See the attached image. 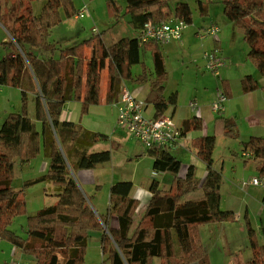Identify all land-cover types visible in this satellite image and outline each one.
I'll return each mask as SVG.
<instances>
[{
	"label": "trees",
	"instance_id": "16d2710c",
	"mask_svg": "<svg viewBox=\"0 0 264 264\" xmlns=\"http://www.w3.org/2000/svg\"><path fill=\"white\" fill-rule=\"evenodd\" d=\"M108 1L115 24L125 14L138 33L147 22L159 24L172 19L188 25L193 22L188 0H125L124 14L117 0ZM220 1L225 19L243 31V39L249 46L248 59L264 77V0ZM32 2L16 0L15 16L10 25L4 24L17 53L0 61V84L22 90V110L9 113L0 125V238L37 256L36 264H85V250L93 231L101 232L103 255L111 264H150L153 258H161L162 264H209L197 226L235 218L234 212L221 209V173L213 169L212 158L215 135L192 141L196 156L206 164L207 175L203 180L196 178L194 166L189 167L185 177H179L182 161L170 149L149 148L148 154L154 159L153 171L171 174V188L162 191L159 182L153 180L148 206L134 228L140 201L130 196L133 184L129 181L113 184L109 213L117 216L119 223L114 229L105 216L98 215L91 207L90 198L83 193L73 173L76 169H94L110 161L109 150L90 152L92 146L107 136L61 121L65 104L79 99L83 83L82 113L86 114L99 103L101 72L105 67L108 68V103L117 101L122 85L130 81L147 85L146 102L153 106L155 118L166 115L170 108H175L177 97L165 95L168 73L161 45L154 41L142 43L137 36L107 46L97 37L62 49L56 56L51 31L62 22V10L67 18L76 15L73 1L47 0L39 15L34 14ZM2 3L0 0V7ZM88 48L91 55L84 66ZM142 51L151 53L153 68L142 61ZM137 65L140 72L135 74L133 67ZM259 88L253 75L242 78L244 94ZM31 94L35 102L33 116L29 115L27 106ZM222 120L223 136L236 138L235 123ZM202 129L203 122L196 116L184 120L180 126L182 135ZM242 145L243 152L250 153L257 162L258 174L264 180V137L251 136ZM41 153L47 160V171L26 185L52 183L58 201L28 217L27 237L22 238L10 227L15 216L26 213L24 190L14 189L12 183L17 166ZM58 228L62 231L60 237ZM248 231L254 256L247 264H264V244L258 243L253 229ZM37 244L42 252L36 250ZM55 250H60V256Z\"/></svg>",
	"mask_w": 264,
	"mask_h": 264
},
{
	"label": "rangeland",
	"instance_id": "374dc122",
	"mask_svg": "<svg viewBox=\"0 0 264 264\" xmlns=\"http://www.w3.org/2000/svg\"><path fill=\"white\" fill-rule=\"evenodd\" d=\"M46 1L47 0H33L32 6L34 8L35 15H39L41 13L40 9L42 5L44 6ZM72 1L76 15L72 18H67L65 16V12L62 10V22L51 31V40L57 47V51L55 53L56 56L62 49L73 47L76 44L84 43V41L93 38L98 39L97 37H100L107 46H111L123 38L139 36L140 31L139 33L138 31H134L129 23V17L124 14L126 6L125 0H117L118 5L122 8V14H124V16L120 18L119 23L116 24L113 19V11L108 0ZM202 1H204V4L206 5L205 9L203 7V3H199L197 0H188L193 11V22L188 25L182 39L173 41L167 45L160 44V51L163 55L164 66L166 72L168 73V81L165 84V95L166 97H169L172 94H176L178 108L189 107L190 102L194 100H198L201 105H210V103H213V101L216 100L221 92H224L223 67L221 68V77L216 76L213 72L207 71L205 67L206 51L218 49L215 45L216 43L212 40V37L208 36L207 38L210 37L208 40L207 38L202 40L198 37V34L204 33L211 26L219 25L218 27L225 28L222 36L226 39L231 36L234 29H232V25H230L225 19L223 12L224 7L220 0ZM84 5H87L90 17H77L78 11L81 10ZM243 40L244 39L239 37L237 43L233 45L229 39L223 44L222 48L226 54L232 52V54L235 55L237 51L246 47V43ZM210 45L211 48H209ZM86 51H88V49ZM218 52L220 54L219 49ZM141 59L150 68H153L154 60L151 53L148 51H142ZM249 63H251V61H249ZM85 65L86 62H84V66ZM233 70V75H236V69ZM244 71L243 67H241L238 70L237 75L244 76ZM133 72L135 74L140 72V66H134ZM229 77H232V75L229 74ZM125 83L128 88H131L134 85V83L130 81H126ZM240 91L239 94L243 95L242 89H240ZM144 100L146 101V99ZM147 107L148 105L146 106V109ZM189 109L191 108L189 107ZM149 111L153 112V108L151 106ZM169 116L173 118V115ZM196 117L198 116L196 115ZM213 118L211 135H215L216 144L212 158L213 169L221 173V209L224 211L234 212L235 218L227 222H215L199 225L197 226V233L202 250L208 256L209 264H247L254 256L249 241L248 229H253L256 233L258 243L262 245L264 244V180L258 174L257 162L252 160V156L247 157L245 155L248 152H243L242 141L250 137L245 134L246 131L243 127V123L241 124V132L238 133L236 138H227L221 135L217 129L216 122L221 120V117L214 114ZM243 121L244 119H242V122ZM1 123L2 122H0V124ZM178 128L180 129V127ZM182 137L183 135L181 138ZM137 142L138 140L136 141L132 136L131 144H136ZM171 147H168L167 149H170ZM114 149L118 151L115 161L117 168L116 172L121 174L130 167L122 165V150H120L117 146H115ZM188 154L189 152H184V155L188 156ZM39 156L45 159L43 153H41L37 157L32 158L28 163L17 166L12 183L14 189L24 190L26 213L15 216L10 227L15 234L21 236L22 238L27 237L28 217L37 214L45 207L56 204L58 201V198L52 195L54 193V185L52 183L40 182L29 186L26 185L31 178L39 176L37 173V168L40 164V159L38 158ZM181 156L183 157V154H181ZM248 158L251 159L249 160ZM146 164L147 162L144 163V166ZM154 173H157L154 177L155 179H160L159 181H161L162 188L166 187L169 183L170 176L173 178V176L169 173H166L168 175L167 177H161L158 172ZM254 178L260 180L262 185L254 186L249 184V182H251ZM243 182H247L248 184L244 186ZM81 189L86 197L90 198L89 203L96 212L93 192L89 190V188L81 187ZM97 195L98 198L105 197L104 194ZM108 203H110V196L108 197ZM105 204H107V202H105ZM97 214L101 216L102 213ZM142 215L143 212L139 209V213L135 215L136 223ZM61 233V229L58 228L57 235L59 237ZM15 249L17 250L16 253H14ZM36 250L38 252H42L39 244L36 245ZM55 253L60 256V250H55ZM9 261H23L28 264H36L38 259L37 256L29 255L14 247L9 241L0 238V264H5ZM84 262L85 264H111V262L107 259V256L105 257L103 255L102 241L100 242L96 239H89L85 250ZM150 264H162V259L153 258L150 260Z\"/></svg>",
	"mask_w": 264,
	"mask_h": 264
},
{
	"label": "crops",
	"instance_id": "0c3cea01",
	"mask_svg": "<svg viewBox=\"0 0 264 264\" xmlns=\"http://www.w3.org/2000/svg\"><path fill=\"white\" fill-rule=\"evenodd\" d=\"M199 1L203 3V7L205 9L206 5L204 4V1ZM42 8L43 5L40 9L41 11ZM32 9L34 12L33 6ZM15 12L16 0H3V3L0 7V18L3 21H0V43H5V45H0V61L13 57L17 53V47L12 43V38L4 25L11 24V21L15 16ZM228 23L232 25V29H234L229 38H223L222 34L225 31V28L223 27H219V41L216 42V40L212 38V40L216 43V47L220 51L221 58H223L226 62L223 66V90L228 96V101L225 105V111L222 114H217L212 111V103H210V105L200 104L203 129L200 131H191L186 133L175 145L170 148V152L182 161V166L179 172L180 177L186 176L190 166L195 167L196 178H198L199 180H203L206 177V164L196 156L195 151L192 148V141L196 138L212 134L211 130L213 128L214 114H216V116L219 115L222 119H229L230 121L234 122L237 127L238 133L241 132V124L243 123V127L246 131L245 134L247 136L264 137V77L259 76L260 74L253 62L249 63V46L247 44L244 49H240L235 53V55H233L232 52L229 54H226L224 52L222 46L225 42H227V40L230 39L234 45L239 40V37L243 39V31L240 28H236L232 23ZM209 38H207V40ZM209 48H211V45ZM88 51H85L84 55V62L86 63L91 55V50L89 48ZM241 67H243V69L245 70L244 76L249 74L256 77L260 86L258 90H255L248 94H239V91L241 89V80L244 77L243 75H237V72ZM233 69H236V75H233ZM101 74L102 76L99 103L90 107L86 114L82 113V103L84 100L83 83L82 92L79 99L69 101L65 104L61 115V121L72 122L76 125H81L89 131L107 136L105 140L99 141L94 146H92L90 148V152L109 150L111 152L110 161L106 162L105 164L98 165L94 169H76L75 171L77 172L73 173L80 187L89 188V190L93 192L96 212L99 214L102 213L101 215H104L107 218L110 227L117 229L119 227L117 216L109 213V187L120 181L132 182L133 186L130 191V196L140 201V205L138 207V210L136 211V214L139 213L140 209V211H142L144 215L151 198L150 186L155 179L153 171L154 159L148 154V149L145 148V146H143V144H141L139 141L138 142L140 144L138 142L136 144H131V134L128 132V130L118 125V109L116 106L118 100L113 103H108L106 98L108 90V68L105 67V69L102 70ZM229 74H231L232 77H229ZM123 90L135 92L138 97L146 99L149 88L147 87V85H140L137 83H134L131 88H128L126 86V83H124L122 85V91ZM147 105L148 107L146 109L145 115L151 118L154 116L155 111L152 105ZM27 106L29 115L33 116L35 111V102L32 94L28 97ZM150 106L153 108V112L149 111ZM21 110L22 90L20 88L0 84V122H2L1 120H4L9 113L19 112ZM169 115H173L177 126L180 127L184 120L195 117L196 112L189 109L188 106L184 108H178L176 103L175 108H170L166 113V116ZM222 119L216 122L217 129L221 135H223ZM242 119H244L243 122ZM37 127L38 129L41 128L40 123H37ZM247 140L248 139L242 142H245ZM115 146L122 150V165L130 167L123 171L121 174H118L116 172L117 168L115 161L118 151L114 149ZM186 151L189 152L188 156L184 155V152ZM181 154H183V157L181 156ZM38 158L40 159V164L37 168V173L39 174V176H41L47 171L48 163L43 157L39 156ZM143 162H147V164L144 166ZM160 176L167 177L168 175L166 173H160ZM35 178L37 177L31 178V180H34ZM169 179V183L164 188L161 187L162 184L161 181H159L160 179H155L159 182L160 190L168 191L171 188V182L173 178L170 176ZM97 194H104L105 197L98 198ZM52 195L54 196V193ZM105 202H107V204H105ZM142 217L140 219L138 217L139 221H137V223L140 222ZM135 223L136 220L134 217V228L137 225V223ZM89 239H96L101 242L102 234L100 232H91ZM16 252L17 250L15 249L14 253Z\"/></svg>",
	"mask_w": 264,
	"mask_h": 264
},
{
	"label": "built area",
	"instance_id": "2783aa9c",
	"mask_svg": "<svg viewBox=\"0 0 264 264\" xmlns=\"http://www.w3.org/2000/svg\"><path fill=\"white\" fill-rule=\"evenodd\" d=\"M77 17H90V12L87 5H84L78 11ZM188 24L179 19H173L168 22L154 24L147 22L144 24L139 33L140 42L154 41L161 45H167L173 41L181 40L184 32L187 30ZM220 28L218 26L209 27L204 33H199L198 37L202 40L208 36L214 40L219 41ZM206 70L213 72L216 76L221 77V68L225 62L221 58L218 49L213 51H206L205 54ZM228 97L224 92H221L216 100L212 103V111L214 113H223ZM146 101L135 92L124 90L117 102L118 109V125L128 130V132L146 148L159 146L168 148L176 144L181 138V130L176 125L174 119L170 116H163L160 118L147 117ZM189 107L196 112L198 117H201L200 103L198 100L191 101ZM250 157V153L245 154ZM157 175V173H154ZM243 182V185H247ZM249 184L254 186L262 185V182L254 178ZM5 264H28L23 261H9Z\"/></svg>",
	"mask_w": 264,
	"mask_h": 264
}]
</instances>
